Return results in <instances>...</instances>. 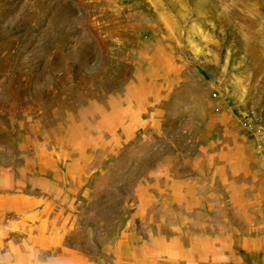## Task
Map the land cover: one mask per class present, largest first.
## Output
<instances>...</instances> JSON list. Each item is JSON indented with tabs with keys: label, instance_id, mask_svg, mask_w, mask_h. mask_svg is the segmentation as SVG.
Listing matches in <instances>:
<instances>
[{
	"label": "rangeland",
	"instance_id": "374dc122",
	"mask_svg": "<svg viewBox=\"0 0 264 264\" xmlns=\"http://www.w3.org/2000/svg\"><path fill=\"white\" fill-rule=\"evenodd\" d=\"M0 264H264V0H0Z\"/></svg>",
	"mask_w": 264,
	"mask_h": 264
}]
</instances>
